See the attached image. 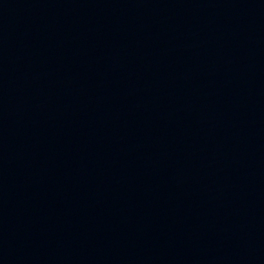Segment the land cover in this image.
Segmentation results:
<instances>
[{"label": "water", "instance_id": "1", "mask_svg": "<svg viewBox=\"0 0 264 264\" xmlns=\"http://www.w3.org/2000/svg\"><path fill=\"white\" fill-rule=\"evenodd\" d=\"M0 264H264V0H0Z\"/></svg>", "mask_w": 264, "mask_h": 264}]
</instances>
